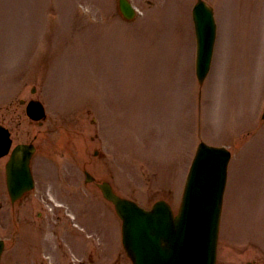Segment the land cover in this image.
Segmentation results:
<instances>
[{"label": "rangeland", "instance_id": "obj_1", "mask_svg": "<svg viewBox=\"0 0 264 264\" xmlns=\"http://www.w3.org/2000/svg\"><path fill=\"white\" fill-rule=\"evenodd\" d=\"M114 1L0 0V124L12 131L14 143L34 141L39 151L46 149L48 157L59 159L41 142V128L28 119L19 100H43L47 127L57 132L70 127L67 112L73 108L77 128L83 129L73 134L78 193L84 179L79 155L84 151L92 156L97 128L91 119L97 116L93 112L105 111L107 93L124 135V146L115 144L117 149L110 152L115 157L111 179L138 202L149 206L165 198L175 211L197 143L227 146L232 157L217 264H264V0H205L214 9L218 31L202 89L194 76V0H131L141 12L132 23L117 20ZM99 122L105 128L106 116ZM128 136L144 152L150 148V155L134 152L139 143L126 141ZM77 140L85 144H79L75 155ZM178 146L183 153L171 159ZM43 160L36 157V169L44 168ZM4 163L1 159L0 238L7 243L2 264L41 263V253L32 250L44 239L66 245L71 239L77 256L90 254L76 233L73 239L61 236L62 231L54 236L53 209L44 202L29 199L11 212ZM42 172L44 178L53 176ZM83 197H73L74 212L76 202L94 207L92 197ZM78 219L92 234L103 230L99 240L95 236L92 257L106 264H130L124 254L118 263L119 232L111 222L88 212ZM58 264L67 262L61 257Z\"/></svg>", "mask_w": 264, "mask_h": 264}, {"label": "water", "instance_id": "obj_2", "mask_svg": "<svg viewBox=\"0 0 264 264\" xmlns=\"http://www.w3.org/2000/svg\"><path fill=\"white\" fill-rule=\"evenodd\" d=\"M126 18L134 16L127 0H119ZM197 36V77L200 83L206 76L215 37L213 14L210 7L198 0L193 10ZM29 116L39 119L41 105L31 103ZM0 157L8 152V133L0 128ZM30 146H18L8 163V176L18 163L29 162ZM229 153L200 144L185 185L180 209L173 215L163 201L156 202L150 211L120 199L105 189V197L112 201L123 220L122 242L132 264H215L219 221L223 192L227 177ZM27 172V169H25ZM19 174V172H18ZM28 174V173H27ZM19 178L14 176V185ZM10 184V183H9ZM3 244L0 242V255Z\"/></svg>", "mask_w": 264, "mask_h": 264}, {"label": "flooded vegetation", "instance_id": "obj_3", "mask_svg": "<svg viewBox=\"0 0 264 264\" xmlns=\"http://www.w3.org/2000/svg\"><path fill=\"white\" fill-rule=\"evenodd\" d=\"M48 122L49 117L47 116L44 120L42 129L39 131V136L41 142H44V146L48 147L50 152L56 155L59 160H53L51 157H48L45 153L46 149H43V154L48 158V162L51 163L54 168L57 165L59 168L66 169L57 172V175L54 177V182H36V185L38 186V195L45 196L54 190L57 196L70 199L73 208V119L71 121L72 129L61 128L58 132L57 128L47 127ZM51 135H54V137H50ZM93 155L95 156V159H89V165L100 168L99 163L102 162L103 167L105 164V156L103 157V154H99V151L97 150L93 152ZM64 158H69V160H65ZM59 164L61 165L59 166ZM65 164H68V166H65ZM97 184L98 181H95L90 184V187L97 189Z\"/></svg>", "mask_w": 264, "mask_h": 264}]
</instances>
